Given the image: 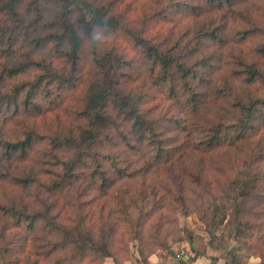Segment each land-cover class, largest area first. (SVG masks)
Returning <instances> with one entry per match:
<instances>
[{
  "label": "rangeland",
  "instance_id": "rangeland-1",
  "mask_svg": "<svg viewBox=\"0 0 264 264\" xmlns=\"http://www.w3.org/2000/svg\"><path fill=\"white\" fill-rule=\"evenodd\" d=\"M98 1L111 8L116 6V13L119 15V22H116L115 27L117 29L96 31L94 42L83 36L81 58L76 68L68 61L66 46L55 48L53 43H36L39 37H48L53 32L52 18L58 10L56 0H23L19 4L18 20L0 10V26L13 27L12 33L7 32V36L12 37L13 44L0 42V94L14 95L17 88L23 92V89L40 77L44 78L45 85L49 82L40 90L37 100L46 107V113L32 116L21 108L19 112L10 110L0 116V130L4 129L8 138L21 136L26 126L34 128L42 135H49L64 133L82 125L84 122L80 120L78 112L82 109L84 97L99 77L93 61V54L97 49L103 52L112 50L122 57L124 63L119 68L117 80L125 93L143 96L141 99L146 106L160 119L169 118L167 126L161 132L165 133L163 136L170 140L182 136L180 142H191L189 140H194L195 137L200 138L196 127L198 123L204 124L205 120L214 118L215 112L225 113L234 102L230 86L234 85V72L239 70V58H260L254 47L264 43V35L252 33L243 40L239 33L245 32L251 25H264V0H237L222 6L206 0ZM216 25L221 26L223 34L227 36L228 44L225 46L215 44L216 42L210 43L204 38L205 26L210 28ZM138 32H143L152 43H161L164 47L177 48L179 44L202 41L205 54L212 58L210 67L206 69L205 77L208 82L198 87L202 99L206 101L202 110L189 115L187 107L182 106L156 84V71L142 45L137 44V39L133 37ZM261 66L264 67V59ZM260 88L264 101V86L254 89ZM262 105H259L253 120V124L260 127L264 122V104ZM179 116L183 121L188 120V131H176V127H172L171 121ZM117 122L119 128L112 129L103 136L104 146L101 149L104 150V160L105 163L110 162L111 154L120 161L121 167L127 166L129 172H134L133 176L117 175L114 167L110 168L113 170L110 177L113 184H108L109 188L101 187V181L95 183L83 176L74 186L68 187L57 196L49 195L40 183L45 178L41 176L40 163L44 148H36L25 163L19 162L10 169L0 164V207L20 208L26 205L37 208L43 200L48 199L55 203L54 214L60 216L58 224L62 226L73 225L78 219L77 210L80 208L84 215L94 214L95 218L106 209L105 216L114 222L120 217L117 212L122 204L129 203L132 197L146 191L154 204L146 211L156 213L145 223L144 238L141 240H136L130 233L126 222L118 224L117 227L122 228V231L116 236L114 250L120 264H147L151 255L175 256L171 248H181L183 240L195 243L198 250L202 251L205 245L226 238L233 246L244 248L239 254L243 261L248 254L264 255V217L261 218L264 209L259 207L264 193L248 205L254 211V214L250 212L248 221L255 225V229L249 232L252 234L250 238H242L240 243L233 240L236 219L231 203L227 202L228 220L217 230L210 227L204 219V216L211 215L207 210L208 198L200 200L195 196L189 197L194 186L190 184L188 172L200 170L206 178L205 182L213 184L209 187L217 191L234 166L240 165L243 159L238 155L240 148H221L207 154L196 152L189 157L186 154L180 160L177 159L178 156L175 157L172 164L164 161L158 166L154 162L150 163L149 155L137 158L134 150L125 145L124 136H128L133 147L137 146V140L127 134L129 131L119 118ZM108 137H111L112 143ZM253 137L242 145L243 156L247 152L257 151L254 155L255 166L261 162L264 168V157H259L258 153L259 148L264 145V134L258 133ZM98 185L102 191L98 190ZM164 187L169 188L171 193ZM154 188L160 192L158 197L153 193ZM78 192H81V196ZM163 207L164 214L160 218ZM155 232L160 233V238L154 236ZM55 241H62V235L43 224L36 225L31 232L28 223L17 224L14 217L5 216L0 209V264H97L92 259L85 258V255L55 262L57 258L68 255L63 246L58 247L51 259H46V252L53 249ZM162 243H167L169 248L161 247Z\"/></svg>",
  "mask_w": 264,
  "mask_h": 264
},
{
  "label": "trees",
  "instance_id": "trees-1",
  "mask_svg": "<svg viewBox=\"0 0 264 264\" xmlns=\"http://www.w3.org/2000/svg\"><path fill=\"white\" fill-rule=\"evenodd\" d=\"M22 1L0 0V10L18 20L20 17L18 8ZM206 1L222 6L237 0ZM56 2L58 10L52 18L53 32L48 37H39L36 43L39 45L53 43L55 48L61 45L66 46L68 61L73 68H76L81 58L83 36L91 38L94 42L96 31L116 30L119 15L116 13V6L111 8L98 0H56ZM77 4H82V6ZM205 28L204 38L207 41L216 42L215 44L221 46L228 44L227 36L223 34L224 30L221 26H210V28L205 26ZM12 29V26L9 28L0 26V42L13 44L12 37L7 36L8 31L13 32ZM252 33L264 35V25L259 27L251 25V28L239 34L244 40ZM133 37L137 39V44L142 45V49L156 71V84L161 89H165L168 95L180 102L182 106L187 107L189 115L202 110L206 101L202 99L198 87L208 82L205 77L206 69L210 67L212 60L205 54L202 41L179 44L176 48L175 46L164 47L161 43H152L143 32H138ZM254 48L260 58L257 60L239 58V70L234 72V87L230 86L231 96L234 98L231 107L225 113L224 111L215 112L214 118L205 120L204 124L198 123L196 127L200 138L195 137L194 140H189L191 142H186V140L180 142L182 136L180 138L176 136V140L163 136L165 133L161 132L164 131L163 127L167 126L169 118L168 120L167 118L166 120L160 119L150 107L146 106L141 99L143 96H132L125 93L117 80L119 68L124 63L122 57L112 50L103 52L96 49L93 61L99 72L98 81L84 97V104L78 112L80 120L84 123L67 132H56L49 135H42L34 128L26 126L21 136L13 138H8L4 129H1L0 164L10 169L19 162H27L34 149L43 147L44 153L40 163L41 176L45 178L40 183L49 195L57 196L68 187L74 186L83 176H87L95 183L101 181V187L109 188L108 184H113L110 178L113 173L112 168L116 167L117 175H134L132 174L134 172H129L127 166L121 167L120 161L113 158L111 154H109L110 162L105 163L104 160L105 154L102 153L104 150L101 149L104 146L103 136L110 130L119 128L117 118L127 127L129 131L127 134L135 138L138 143L133 147L125 134V145H129L134 150L137 158L145 154L151 156L150 163L154 162L158 166L164 161H167L166 164H172L175 157L178 156L177 159L180 160L186 154L189 157L190 154L196 152L207 154L221 148H240L238 155L243 158L240 165L234 166L232 172L227 174L222 184L218 186L217 191L209 187L213 184L205 182L206 178L200 170L188 172L191 178L190 184L194 186L189 192V197L195 196L200 200L208 198L207 210L211 215L204 216V219L210 227L218 230L228 220L227 202L234 207L233 216L236 219V228L233 240L235 243H240L242 238L243 240L250 238L252 234L249 232L255 229V225L248 221L250 212L254 214L251 206L248 205L264 193V168L261 162L258 166H255L254 162V157H256L254 155L257 151L247 152L244 157L243 149H241L242 145L244 146L248 140L253 139L256 134H264L262 130L264 122L261 127L253 124L256 110L259 105L264 104L263 94H260L262 88L254 89L261 85L264 86V67L261 66V61L264 59V43ZM43 80L44 78L40 77L23 89V92L17 88L15 94L11 96L0 94V116L3 112L10 110L19 112L21 108L32 116L46 113V107L37 101L40 90L49 83L45 85ZM188 123V120L183 121L180 116L171 121L172 127H176L175 130L181 132L188 131ZM120 133L124 134L121 131ZM107 139L113 142L111 137ZM258 153L259 157H264V145L259 148ZM100 185H98V190L102 191ZM164 189L171 193L169 188L164 187ZM153 193L156 197L160 195L155 188ZM78 195L81 196V192H78ZM150 199L146 191L132 197L129 203L121 205L122 207L117 212L120 217L114 222L105 216L106 209H103L95 218L94 214L84 215L80 208L77 210L78 219L71 226L58 224L60 216L54 214L56 205L48 199L43 200L41 206L37 208L23 205L20 208L2 206L0 209L5 216L14 217L17 224L28 223V229L31 232L35 230L36 225L43 224L44 227L62 235V241H55L53 249L46 252L48 260L55 255L59 246H63L70 256L57 258L55 260L57 263L69 257L76 259L85 255V258H90L97 264H107L108 261L120 264L114 250L116 236L122 231V228L117 226L126 222L131 230L130 233L136 240L143 239L145 223L149 221L150 216L156 213V211H146L154 205ZM259 207L264 209V197L261 198ZM163 212L164 207L160 212V218ZM263 217L264 212L261 215V218ZM154 236L160 238V233L155 232ZM160 246L165 249L169 248L167 243H162ZM242 249L244 248L231 247L230 253L233 254L231 264H241L242 257L237 252ZM250 256L260 258V264H264L262 253L248 254L246 257Z\"/></svg>",
  "mask_w": 264,
  "mask_h": 264
},
{
  "label": "crops",
  "instance_id": "crops-1",
  "mask_svg": "<svg viewBox=\"0 0 264 264\" xmlns=\"http://www.w3.org/2000/svg\"><path fill=\"white\" fill-rule=\"evenodd\" d=\"M215 241L205 245V248L199 251L195 243L191 244L189 241L183 240L181 248L176 246L171 248L175 256L151 255L147 264H231L233 254L230 253V249L233 246L232 242L226 238ZM240 253L241 251L237 252L238 255ZM260 263V258L255 256L245 257L244 261L241 260V264Z\"/></svg>",
  "mask_w": 264,
  "mask_h": 264
}]
</instances>
